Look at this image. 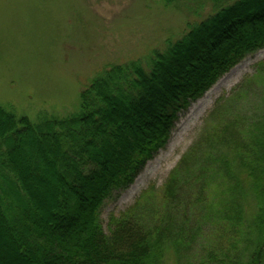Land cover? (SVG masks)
Masks as SVG:
<instances>
[{"label":"trees","instance_id":"trees-1","mask_svg":"<svg viewBox=\"0 0 264 264\" xmlns=\"http://www.w3.org/2000/svg\"><path fill=\"white\" fill-rule=\"evenodd\" d=\"M202 1L210 13L147 67L130 61L96 74L76 114L33 125L0 106V264H165L167 252L175 264H264V107L252 122L213 113L161 191L110 217L107 233L99 219L164 148L179 115L264 49V0H198L195 10Z\"/></svg>","mask_w":264,"mask_h":264},{"label":"rangeland","instance_id":"rangeland-1","mask_svg":"<svg viewBox=\"0 0 264 264\" xmlns=\"http://www.w3.org/2000/svg\"><path fill=\"white\" fill-rule=\"evenodd\" d=\"M196 2L180 0L178 7L166 8L161 0H0V106L33 125L76 114L79 94L96 74L130 61L147 67L152 52L184 35L187 23L204 19L212 7L202 1L195 10ZM260 65L264 69V49L246 56L179 115L164 148L127 189L103 203L99 219L105 233L110 217L161 191L213 124V113L244 116L247 122L258 118L264 107ZM220 197L212 194L214 202ZM244 210L251 220L253 202L247 199ZM205 232L196 241L193 261H198ZM247 239L250 243L242 246L250 249L253 236ZM165 264H175L172 253H166Z\"/></svg>","mask_w":264,"mask_h":264}]
</instances>
